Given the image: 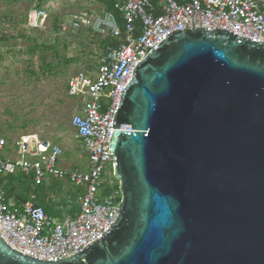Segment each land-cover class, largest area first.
I'll return each instance as SVG.
<instances>
[{"label": "water", "instance_id": "water-1", "mask_svg": "<svg viewBox=\"0 0 264 264\" xmlns=\"http://www.w3.org/2000/svg\"><path fill=\"white\" fill-rule=\"evenodd\" d=\"M110 152L115 224L61 261L0 237V264H264L263 41L166 36L122 91Z\"/></svg>", "mask_w": 264, "mask_h": 264}, {"label": "built area", "instance_id": "built-area-1", "mask_svg": "<svg viewBox=\"0 0 264 264\" xmlns=\"http://www.w3.org/2000/svg\"><path fill=\"white\" fill-rule=\"evenodd\" d=\"M96 3L92 9L71 14L68 21L60 17L55 33L56 37L71 31L87 36L83 45L99 58L96 67L74 73L67 82L68 95L76 100L79 112L71 127L87 153L85 169H66L62 147L37 135L25 134L12 143L0 136V182L21 174L38 186L53 178L71 183L77 192V210L70 205L61 208L62 215L51 216L33 199L18 201L0 186V237L11 249L41 261L74 256L115 224L122 194L110 152L114 116L134 69L166 36L201 28L264 42V0H115L114 11ZM53 13L49 4L34 7L29 28L44 29ZM107 38L120 43L103 50L101 43Z\"/></svg>", "mask_w": 264, "mask_h": 264}, {"label": "rangeland", "instance_id": "rangeland-1", "mask_svg": "<svg viewBox=\"0 0 264 264\" xmlns=\"http://www.w3.org/2000/svg\"><path fill=\"white\" fill-rule=\"evenodd\" d=\"M48 4L54 13L45 28L31 29L27 20L37 0H0V136L12 143L25 134L37 135L62 147L64 167L84 169L87 153L71 127L73 116L79 112L76 100L68 95L67 82L74 73L96 67L99 58L92 57L88 46L83 45L87 36L71 31L56 37L54 29L57 18L68 21L71 14L92 9L97 3L48 0ZM45 46H54L58 55ZM71 59L76 61L67 63ZM8 178L4 183L10 181L16 187L15 196L33 199L44 207L65 206L66 210L72 205L78 209L77 192L69 182L46 178L35 186L19 180L18 175Z\"/></svg>", "mask_w": 264, "mask_h": 264}, {"label": "trees", "instance_id": "trees-1", "mask_svg": "<svg viewBox=\"0 0 264 264\" xmlns=\"http://www.w3.org/2000/svg\"><path fill=\"white\" fill-rule=\"evenodd\" d=\"M95 2H98V3H102L105 5V8L108 10V11H114V3H115V0H94ZM48 0H37V6L38 7H44L46 4H47ZM59 20V18L56 19V24H57V21ZM58 32V28L55 26V29H54V33H57ZM22 39H27V40H32V41H35V38H26L25 36H21ZM44 45V44H43ZM38 47V44H35V49H37ZM105 47V44L104 46ZM45 48L49 49L50 51H53L55 52V54L58 55V51L56 50V48L54 46H50V47H47L45 46ZM32 52V51H31ZM76 60L75 59H71V60H68L67 63H72V62H75ZM18 175V179L19 180H24V177L21 175V174H16ZM8 178V177H7ZM10 178V177H9ZM8 178V180H9ZM5 182V179L3 181L0 182V186H3L4 190L6 191V194L8 197H16L18 201H25L26 199L21 197V196H15L14 193H15V190H16V187H14L10 181H8V183H4ZM42 207L43 204H38ZM65 206H61V207H57L54 209V207L48 205V206H45V210L47 211V213L51 216H60L62 215V209H64ZM61 209V210H60Z\"/></svg>", "mask_w": 264, "mask_h": 264}, {"label": "crops", "instance_id": "crops-1", "mask_svg": "<svg viewBox=\"0 0 264 264\" xmlns=\"http://www.w3.org/2000/svg\"><path fill=\"white\" fill-rule=\"evenodd\" d=\"M118 23H119V27H120V29L121 30H124V28H125V25H124V22H123V20L121 19V17L118 15ZM139 34V33H138ZM115 43V44H114ZM119 41L117 40V39H111V38H107L106 40H103L102 41V43H101V47H102V49L103 50H105L106 49V47L109 45V44H114V46H116L117 44L119 45ZM104 44H105V47H103L104 46ZM99 64V63H98ZM67 169V168H66ZM68 169H75V168H68ZM79 169H81V168H79ZM85 169V168H84ZM69 206H67V208H68ZM66 208V209H67Z\"/></svg>", "mask_w": 264, "mask_h": 264}]
</instances>
